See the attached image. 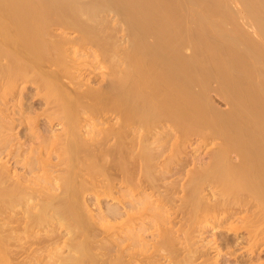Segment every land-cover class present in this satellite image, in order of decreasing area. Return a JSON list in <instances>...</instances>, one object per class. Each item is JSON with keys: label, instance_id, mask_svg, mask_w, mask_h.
I'll use <instances>...</instances> for the list:
<instances>
[{"label": "bare ground", "instance_id": "6f19581e", "mask_svg": "<svg viewBox=\"0 0 264 264\" xmlns=\"http://www.w3.org/2000/svg\"><path fill=\"white\" fill-rule=\"evenodd\" d=\"M113 17L119 24L112 22ZM56 27L62 30L61 38L54 36ZM69 31L76 35L71 37ZM117 31L124 32L126 35L122 36L126 37L117 41ZM69 44L76 46L75 51L86 47L94 50L108 70L105 71L106 88L103 84L104 88L100 87L104 90H97L96 85L93 90L86 87L89 89L86 93L85 88L80 90L82 81L80 84L75 73V68L80 66H75L77 59L70 55ZM48 64L61 69L62 78L51 71ZM58 75L63 83H59ZM29 81L34 84L40 81L37 86L44 91L46 107L54 108L53 112L48 109L51 113L46 110L47 120L54 124L60 117L62 129L59 134L56 132V141L51 142L52 138L48 141L45 134H38L36 118L33 116L34 122L22 110V125L26 124L36 137V141L23 148L24 143L14 142L17 138L11 134L15 110L9 115L10 119L8 112L0 109V264H156L161 260L159 256L166 258L167 264L194 261L220 264L217 257L226 253L235 256L234 264H253L260 251H264V0H0V96L15 97L21 85L26 88L25 83ZM65 81L66 84L70 81L75 88H70ZM212 96H220L226 110V106L220 109L223 105L218 108ZM10 110L13 112L8 107ZM109 112L116 114L120 124L117 133L114 130L117 144L110 143L118 145L119 151L117 156L111 154L114 159L109 175L112 177V173L118 171L122 174L119 178L122 198L116 196L123 208L121 214L111 207L110 215L114 219L120 215L124 218L119 221L121 225L118 221L115 223L116 220L106 223L115 253L101 260L99 253L92 251V240L87 237L90 230L86 236L82 231L85 219L80 213L84 210L78 211L79 197L88 185L80 181L84 180L83 175L94 178L104 170H99L98 158L94 161L90 154L85 155L92 138L98 134L90 135V142H86L80 128L83 123H89L93 133H104L106 139L113 136L112 132L109 135L112 126L107 129L100 126ZM97 119L101 123H96ZM137 131L144 134L139 133L137 137ZM131 133L134 142H130L135 143L137 150L132 146V155L136 153L137 158L128 153L137 161L131 159L130 166L128 147L125 148L123 142ZM210 134L218 137L220 143L208 151L209 162L188 170L190 176L181 178L182 183L176 184L179 187L176 190L172 176H169L170 184L161 185L165 191L171 186L176 193H189L186 197L177 196L185 207L181 211L183 220H178L176 211H179L175 209L181 207V210V203L176 208L172 206L176 203L169 205L171 197L167 200L165 195L168 192L164 191V197L161 195L164 192L160 193L163 187L159 184V190L157 185H152L155 174L152 171L158 169V162L163 163H160L162 168H169L170 157L179 155L187 145H193V135L201 138V142H197L200 144L206 142ZM98 139L105 140L95 137L93 143ZM109 140L106 142H111ZM166 144L171 147L167 149ZM167 150L171 152L170 157L165 153ZM24 152L28 155L20 157ZM232 154L238 162L232 160ZM14 160L19 165L11 162ZM134 174L152 182L143 181L146 184L143 187ZM55 180L62 189L59 195L49 193L48 184ZM177 180L174 179L179 183ZM108 182L113 184L110 178ZM206 183L212 186L210 195L204 198L200 194ZM109 187L108 184V189L112 188ZM114 189L113 185L111 192L114 193ZM188 221L191 224L186 226ZM56 224L68 226L71 232L82 228L84 238L81 235L74 240L75 231L68 239L71 241L64 242L62 247L60 242L59 246L49 244V248L45 245L48 242L42 241L39 247H34L36 238L39 239L35 235L54 231ZM207 224L209 228L222 227L229 231H218L221 241L217 246H212L213 242H210L211 247L209 243L198 244L196 232L204 231ZM170 229L185 233L179 243L175 240L178 245L171 241V235L169 238L168 233L173 231ZM117 234L121 238L117 239ZM115 238L119 241L117 245ZM171 245L179 247L181 252L184 249L185 253L177 258V254H171ZM64 247L68 250L66 256L62 255ZM212 249L216 250L213 256L209 255ZM34 251L39 252L38 255Z\"/></svg>", "mask_w": 264, "mask_h": 264}, {"label": "rangeland", "instance_id": "374dc122", "mask_svg": "<svg viewBox=\"0 0 264 264\" xmlns=\"http://www.w3.org/2000/svg\"><path fill=\"white\" fill-rule=\"evenodd\" d=\"M112 19V18H111ZM114 19V20H113ZM113 19H112V22H114L115 24H119V23H116V20H115V17H113ZM56 29V30H55ZM54 29V36H56L55 38L57 39L58 37H60L61 38V29H58V27H56ZM59 31H58V30ZM61 30V31H60ZM118 32H120V33H118ZM56 33V34H55ZM68 33H70V36L71 37H73V36H75L76 35V33L74 34L73 32H72V34H71V31H69ZM68 33L66 34V33H64L66 36H69L68 35ZM124 32H121V31H117V35H116V37H117V41H121V39H123L124 37H126V36H122V34H123ZM74 34V35H73ZM125 34V33H124ZM123 34V35H124ZM73 35V36H72ZM126 35V34H125ZM62 36H64V35H62ZM69 36V37H70ZM123 37V38H122ZM70 45V44H69ZM73 44H71L70 45V49H69V51H71V49H72V51L70 52V55H73L74 56V58H75V56H76V58H75V60H76V64H75V66L76 67H79V68H75V73H76V75L78 76V78H77V80H79V82H80V80L82 81V85H81V89L80 90H82L83 91V89L82 88H85L84 89V91H85V93L86 92H88L89 91V89L91 88H95L96 86V89L98 88H102L103 86L105 87V85L104 84H106V72L108 71L107 70V68H104L105 66L101 63V61H99L98 59V57L95 55L96 53H94L93 51V49L92 48H90V47H86L87 48V50H86V48H82V49H78V51H75V50H73V49H76V46H74ZM85 49V50H84ZM82 50H84V51H82ZM92 50V51H91ZM74 51V54L72 53ZM84 52V53H83ZM87 52V53H86ZM89 52V53H88ZM72 53V54H71ZM76 53V54H75ZM92 55V56H90V55ZM85 55V56H84ZM93 55H94V57H93ZM82 56V57H81ZM90 56V57H89ZM73 58V59H74ZM91 58H93V59H91ZM96 58H97V60H96ZM71 59V58H70ZM85 61H84V60ZM90 59V60H89ZM68 60H69V58H68ZM87 60V61H86ZM89 60V61H88ZM94 62H93V61ZM97 62H96V61ZM70 62V61H69ZM77 62H79L80 63V65H79V63H77ZM83 62V63H82ZM95 63V64H94ZM99 65V66H98ZM102 65V66H101ZM87 66V67H86ZM48 67H49V69L51 70V71H55V73H56V75L57 74H59L60 75V77H61V74H60V72H61V69H57L55 66H53V65H50V64H48ZM84 67V68H83ZM96 67V68H95ZM101 67H103V68H101ZM53 68V69H52ZM89 69V70H88ZM59 71V73H58V71ZM83 70V71H82ZM84 70H85V72H84ZM88 70V71H87ZM95 70H97V71H95ZM107 70V71H106ZM91 71V72H90ZM106 71V72H105ZM78 72V73H77ZM93 72H95V74L93 73ZM92 76H91V75ZM59 75H58V80H59V83H61L62 82V80L61 79H59L60 77H59ZM82 75V76H81ZM88 75V76H87ZM101 75V76H100ZM94 76V77H93ZM62 78V77H61ZM81 78V79H80ZM84 78V79H83ZM89 78H91V79H89ZM83 79V80H82ZM103 79H104V81H103ZM61 80V81H60ZM94 80V81H93ZM66 81H68V79L66 80ZM66 81H65V84H66ZM84 81V82H83ZM29 82H32V81H29ZM29 82H27V84H29V85H27L26 83H25V87L26 88H24V84L23 85H21V91L22 92H20V89L18 90V92H17V94H16V98L15 97H13L11 94H8L7 96L9 97V99L7 98V96L5 97V96H0V109H2V108H4V112L6 113V111L8 112V113H6L7 114V116H8V118H10L9 117V115H13V113H14V110H15V114H14V118H15V121H14V123L16 124H12V125H14V127H13V133H12V131H11V134H15V136H14V138L16 137L17 138V140L15 141L14 140V142H19L20 140V142H22V143H24V147L23 148H26L27 146H30L31 144H32V142H34V141H36V137L34 136V135H32L31 133H30V129H29V127L26 125V124H23L22 125V121H20V120H22V118L20 117L21 115H23V114H21L23 111H24V115L25 116H29V117H32L33 118V120L35 119L36 121H38V122H36L35 120H34V122H36L35 124H37V123H39V124H37L36 126H37V128H38V134L40 133L41 135H43V136H45L46 138H47V140L49 141V140H51V139H49V138H52V140H51V142H54V141H56L55 139L57 138V136H56V132L59 134L61 131V129H62V126H61V118L60 117H58L59 119H57V120H55L54 121V124L53 123H50V122H48V120H47V115H45L47 112L48 113H51V112H53L54 111V108H52L53 110H50L51 108H47L46 107V105H47V98H44L45 96H43L42 95V93H44V91H40V89H39V87L37 86L39 83H40V81H38L37 83L38 84H34L33 82H32V84L31 83H29ZM100 82V83H99ZM63 83V82H62ZM70 83V81L66 84V85H68ZM89 83V84H88ZM98 83V84H97ZM80 84H81V82H80ZM84 84V85H83ZM86 84V85H85ZM91 84V85H90ZM101 84V85H100ZM102 84H103V86H102ZM61 85V84H60ZM71 87L70 88H72V87H74L75 88V86H72V83L71 84H69ZM74 85V84H73ZM94 85V87H92ZM96 85V86H95ZM99 86V87H98ZM23 87V88H22ZM69 87V86H68ZM86 87H90L89 89L87 88V90H86ZM103 87V88H104ZM100 88V89H101ZM106 88V87H105ZM38 89H39V93L37 92L38 91ZM97 89V90H98ZM37 90V91H36ZM93 90V89H92ZM102 90H104V89H101V91ZM20 92V94H18ZM70 92V91H69ZM72 92V91H71ZM39 94V95H38ZM3 97H5V99H7L6 101H5V99H3ZM12 98V99H11ZM18 98V99H17ZM212 98H213V96H212ZM219 99V101L218 100H216V99ZM4 100V102H1V101H3ZM11 99V100H10ZM45 99H46V101H45ZM221 97L220 96H214V98H213V102H216V106L219 108L220 107V105L222 106V107H220V109L222 108L223 109V107L224 106H226V104H224L223 103V101H221ZM13 100V101H12ZM215 100V101H214ZM223 100V99H222ZM6 102V103H5ZM8 102V103H7ZM15 102V103H14ZM46 102V103H45ZM21 103V104H20ZM4 104V105H3ZM6 104V105H5ZM9 104V109H14L13 110V112L10 110V111H8V107H7V105ZM15 104V105H14ZM20 104V105H19ZM13 105V106H12ZM5 106V107H4ZM15 106H16V108H15ZM12 107V108H11ZM7 108V110H5ZM20 108V109H19ZM225 108V110H226V108H227V106L226 107H224ZM51 111H49V110ZM105 109V108H104ZM20 110V111H19ZM23 110V111H22ZM46 110H47V112H46ZM99 110H101V109H99ZM2 111H3V109H2ZM2 111H0V112H2ZM30 111H31V113H30ZM39 111V112H38ZM42 111L44 112L43 114L44 115H41L42 114ZM11 112V113H10ZM17 112V113H16ZM40 113L41 112V114H38V113ZM37 113V114H36ZM2 114V113H1ZM1 114H0V116H1ZM108 115V117H105V119L107 118V120H102L101 122H100V120L98 121V119H97V121H96V123L98 122H100L101 124H100V126L103 128V127H105L106 129L107 128H112L113 127V129L111 130V131H109V135L111 134L110 132H112L113 133V136L112 135H110V137L109 138H107L106 139V136L104 135V133H103V135L101 134V135H99V132H96V131H94V133H93V131H90L91 130V128H90V126H89V123H83V125H82V128L84 127V129H82V128H80V130L82 131V133H83V135L85 136V137H83L82 139L84 140V141H86V142H90V140H91V138H92V136H91V138H90V135H93V137L96 135V133L98 134V135H96L95 137H97V138H101V140H102V138H104L105 140H103V141H105V144L103 143V141H99L100 139H98V142L96 141L95 143H93L95 140H94V138H92V140H91V146L87 149L88 151H85V152H83L82 154H84L85 153V155L86 156H89L88 154H90L92 157H93V159H94V161H95V159H97L98 160V162H97V160H96V162L100 165V167H99V170H104V172L103 171H100V175L98 174V175H96L94 178H92L91 176H89V177H87L88 175H83V176H85L83 179L84 180H80V181H84V183H85V181H86V183L88 184L86 187L84 186V190H82V194L83 195H81L80 197L81 198H83V201H82V199L79 197V200H80V202H79V213L82 211V210H84V211H82L81 213H80V215L82 216V214H84L83 215V219H85L86 220V222H85V220H84V222L86 223H84L83 222V227L82 228H84L83 230H82V228L80 229L79 228V230H75L74 232L75 233H77V234H75L74 232H71L70 230V228L68 227V226H65V225H62L61 224V226L59 225V226H57L58 224H56L55 225V229H54V231H43L42 233H44L43 235H45V233L46 234H48V235H45V236H43L42 235V233L38 236V234H34L35 235V237H38L39 239H37L36 238V242L37 243H35V245L33 244V246L34 247H39V242L40 241H42V242H48V243H45V245H48L49 246V248L51 247V246H59V243H60V245H61V247H62V245L64 246V242H65V244H67V241H71V240H68V239H70L72 236H74V234H75V237H72V238H74V240H75V238H76V240H78L77 238L78 237H81V235L83 236L82 237V239L84 238V235L88 232V230H90V233L88 232V234H90V235H88L87 234V237H88V239L89 240H92V241H90V243L92 244V251L94 250V253H95V251H96V255H97V253H99L98 254V256L101 258V260H106L108 257H109V254L111 253L112 255H114V253H115V251H113V248H112V245H111V241L113 240L112 239V237H110V235H109V231H108V225L109 224H106V223H110V220H113V221H111V222H114V220H116L115 221V223L117 222V223H119V221L120 220H122V218H124V216L123 215H120L119 217H121V218H119L118 217V219L116 218V219H114V218H112L111 217V215H110V211H111V209L113 208V209H115V210H117L119 213H121L122 214V212H123V208H122V202L121 201H119V199L120 198H122V196H121V185H120V179L119 178H121V173L120 174H118V172L116 173V174H113L112 173V177L109 175V171H110V165H111V162H112V160L114 159V155H116L117 156V153H118V151L119 150H117V149H119V147H118V145H116L117 143V141H118V139L116 138L115 139V134L117 133V129H118V126L120 125L119 124V121L116 119V114H113V113H107ZM32 115V116H31ZM37 115V116H36ZM35 118H34V117ZM85 116V115H84ZM106 116V115H105ZM11 117H13V116H11ZM38 117V118H37ZM113 117V118H112ZM84 118V117H83ZM0 119H1V117H0ZM11 119V118H10ZM38 119V120H37ZM32 120V119H31ZM32 120V121H33ZM94 121V122H95ZM111 123H110V122ZM19 122V123H18ZM116 122V123H115ZM109 123V124H108ZM10 124V123H9ZM18 124V125H17ZM50 124V125H49ZM85 124V125H84ZM26 125V126H25ZM117 125V126H116ZM24 126V127H23ZM85 126L87 127V128H85ZM112 126V127H111ZM97 127H99V126H97ZM14 128H15V133H14ZM105 128H103V129H105ZM90 129V130H89ZM116 129V130H115ZM43 130V131H42ZM46 130V131H45ZM49 130V131H48ZM116 131V133H115V131ZM28 131V132H27ZM53 131V132H52ZM81 131H79L80 132V134H81V136H83L82 135V133H81ZM86 133H85V132ZM142 131H137L136 133H135V136H137V135H139L140 136V134H141V136H142V134H144L143 132L141 133ZM25 133V134H24ZM28 133H30V134H28ZM88 133V134H87ZM91 133V134H90ZM115 133V134H114ZM140 133V134H139ZM16 134H17V136H16ZM34 134V133H33ZM45 134V135H44ZM51 134V135H50ZM55 134V135H54ZM57 134V135H58ZM95 134V135H94ZM29 135H31L30 137H29ZM49 135V136H48ZM115 135V136H114ZM132 135H133V137H134V134L133 133H131L130 135H128L129 137H127V138H125L124 137V139H127V140H129V141H127V140H124V144H126V145H124L125 146V148H126V146L128 147L126 150H127V153L129 152V153H131L130 155H132V151L134 150L133 148H135V150H136V147L134 146V144L135 143H132L131 144V142H134L133 141V137H132ZM210 135H212V134H210ZM33 136V137H32ZM88 136H89V140L87 139L88 138ZM112 136V137H111ZM176 136H178V135H176ZM175 136V137H176ZM212 136H215V135H212ZM209 137V139H212V141L215 139V137ZM21 137V138H20ZM87 137V138H86ZM138 137V136H137ZM193 137V140H191V142L193 143H197V142H201L200 141V137H196V135H193L192 136ZM87 139V140H85V139ZM111 138H112V140H111ZM217 139H215L216 140V142L215 141H213V143H212V141L210 140V141H206V142H203V143H200V144H194L193 143V145L192 144H190L189 146H188V149H187V146H186V148H184L183 149V151L185 150V152H181L179 155H178V153H176L177 155H175L174 154V156H172V157H170L169 155H170V153L171 152H169V150H167L165 153L168 155V157H170V159L169 160H171L170 161V165H167V166H169V168H167V170H166V168L163 166V168H162V165L161 164H163V163H161V162H158V163H156V164H158L157 165V167H158V169L155 171V169L152 171V173L154 174V172H155V174L153 175L152 173V175H153V177L154 178H152L151 180H153L154 179V181L152 182L151 180H146L145 178V176H144V173H143V176L145 177H141V178H139L138 176V174H134L133 176H137L135 179H137L138 181L139 180H141L142 181V183L141 184H143V181L146 183V182H152V185H159L160 184V186L161 185H163L164 186V184H170V182H171V180L170 179H172L173 180V182L175 183V184H172V186L174 187V190H176V188H179L178 186L176 187V184H180V183H182L181 182V178H185V175H187L188 173V170H190L191 168H194V169H197L198 167H196V166H201V165H203V164H206V162H209V157H210V153L208 152V151H211V148L213 147V146H215V145H219V143L220 142H217L218 141V137H216ZM34 139V140H33ZM110 139V140H109ZM27 140V141H26ZM31 140V141H30ZM33 140V141H32ZM54 140V141H53ZM111 141V142H106V141ZM131 141V142H130ZM29 142H31V144L29 143ZM51 142H48V143H51ZM102 142V143H101ZM130 142V143H129ZM113 144V143H116L115 145H111V144ZM207 143H209V144H207ZM212 143V144H211ZM26 144V145H25ZM88 144V143H87ZM92 144H94V145H92ZM98 146H97V145ZM102 144H104V145H102ZM109 144V145H108ZM128 144H129V146H128ZM168 144H171V141L170 142H168ZM90 144H88V146H89ZM99 145H100V147H99ZM154 145H158V144H154ZM153 144H152V147L154 146ZM94 147L93 148V150H94V155H92V151L90 150L91 149V147ZM96 146V147H95ZM104 146V148H102ZM132 146H134L133 148H132ZM166 146H167V149H169L168 148V145L166 144ZM197 146V147H196ZM200 146V147H199ZM98 147V148H97ZM110 147H112V148H110ZM129 147H131V148H129ZM155 147V146H154ZM216 147V146H215ZM215 147H213L214 149H215ZM156 149H161V147H158V146H156L155 147ZM154 148V149H155ZM209 148V149H208ZM212 148V149H213ZM98 149H100L99 151H98ZM115 149H116V151H115ZM132 149V150H131ZM153 149V148H152ZM131 150V151H130ZM116 152V153H115ZM136 152H137V150H136ZM169 152V153H168ZM25 153V152H24ZM27 153V152H26ZM21 154V156L20 157H25V156H27L28 154ZM129 153L127 154V156H129ZM134 153H135V151H134ZM133 153V154H134ZM164 153V154H165ZM182 153H185V154H182ZM81 154V156L83 157V156H85V155H82ZM96 154H97V157H96ZM111 154H114V155H112L111 156ZM136 154V153H135ZM135 154H134V156L133 157H135ZM167 155H166V157H167ZM171 155H173V154H171ZM233 156H232V160L234 161L235 160V162L237 161L238 162V160L236 159L237 157H236V155L235 154H232ZM107 156H108V158H107ZM111 156V157H110ZM115 156V157H116ZM136 156H137V154H136ZM165 156V155H164ZM199 156V157H198ZM2 157V156H1ZM99 157H100V159H99ZM133 157H128L129 158V160H130V163H129V160H128V163L130 164V166H131V161L134 159ZM165 157V158H166ZM189 157H190V159H189ZM192 157V158H191ZM196 157H198V158H196ZM135 158H137V157H135ZM164 157H162L161 159H163ZM164 158V159H165ZM172 158H173V160H172ZM188 158V159H187ZM234 158V159H233ZM132 159V160H131ZM163 159V160H164ZM187 159V160H186ZM192 159V160H191ZM99 160H101V161H99ZM199 160H200V162H199ZM55 161H57V160H55ZM54 161V162H55ZM109 161V162H108ZM133 161H137L136 159H134ZM174 161V162H173ZM186 161V162H185ZM202 161V162H201ZM11 162H13V164L14 163H16V160H14V161H11ZM101 164H100V163ZM156 162V161H155ZM171 162H172V164L173 165H171ZM18 163V162H17ZM16 163V164H17ZM133 164L135 163V162H132ZM161 163V164H160ZM179 163V164H178ZM182 163V164H181ZM107 164V165H106ZM15 165V164H14ZM18 165H19V163H18ZM135 165L137 166V162L135 163ZM159 165H161V166H159ZM194 165V166H193ZM196 165V166H195ZM106 166H108V167H106ZM138 166H139V164H138ZM137 166V167H138ZM178 166V167H177ZM184 166V167H183ZM132 167H135V166H133L132 165ZM183 167V168H182ZM64 168V167H63ZM108 168V169H107ZM172 168V169H171ZM179 168V169H178ZM181 168H182V172L180 171L181 170ZM57 170H59V169H57ZM106 170H108L107 171V173L108 174H106ZM178 170V171H177ZM191 170H193V169H191ZM190 170V171H191ZM160 171V172H159ZM163 171V172H162ZM168 171V172H167ZM190 171H189V173H190ZM60 172V171H59ZM58 172V173H59ZM64 172V170L63 169H61V173H63ZM101 172L102 173H104V175L102 174L101 175ZM162 172V173H161ZM181 172V173H180ZM98 173V172H97ZM160 173H161V175H160ZM174 173V174H173ZM84 174V173H83ZM172 174V175H171ZM181 174V175H180ZM56 175H57V173H56ZM117 175V176H116ZM158 175V176H157ZM166 176V178H164L163 176ZM179 175V176H178ZM109 177L110 178V181H111V183H113V184H110L109 182H108V179H107V177ZM119 176V177H118ZM171 178H170V177ZM175 176H177V177H175ZM188 176V175H187ZM190 176V175H189ZM188 176V177H189ZM152 177V176H151ZM156 177V178H155ZM161 177H163V178H161ZM168 177V178H167ZM180 177V178H179ZM188 177H186V178H188ZM79 178H81V177H78V179ZM81 178V179H82ZM85 178H86V180H85ZM97 178V179H96ZM158 178V179H157ZM170 178V179H169ZM183 178V179H184ZM89 181H88V180ZM102 179V180H101ZM145 179V180H144ZM150 179V178H149ZM157 179V180H156ZM160 179V180H159ZM167 179V180H166ZM169 179V180H168ZM174 179L175 180H177L178 182H179V180H180V182L179 183H176V181H174ZM182 179V180H183ZM91 180V181H90ZM186 180V179H185ZM189 180V179H188ZM107 181V182H106ZM140 181V182H141ZM169 183H168V182ZM184 181V180H183ZM55 182V183H54ZM92 182V183H91ZM94 182V183H93ZM157 182V183H156ZM163 182V183H162ZM167 182V183H166ZM60 182L58 181V180H55V181H53V182H51V184H48L49 186H50V191H49V193H55V195H59V194H61L62 193V189L60 188V184H59ZM85 183V184H86ZM98 183V184H97ZM154 183V184H153ZM185 183V182H184ZM108 184L110 185V187H112L113 188V185L115 186V192L113 193V192H111L112 191V188H110V189H108ZM147 184V183H146ZM146 184H143V187H144V185H146ZM150 184V183H149ZM51 185H53V186H51ZM91 185V186H90ZM94 185V186H93ZM98 185V186H97ZM182 185V184H181ZM160 186H158L159 187V190H161V188L163 187V186H161V188H160ZM180 186V185H179ZM212 185L210 184V183H206L205 184V190L200 194V196H204V198L205 197H208L209 195H210V187H211ZM52 187V188H51ZM90 187H92V188H90ZM120 189H119V188ZM173 187H171L170 186V190L168 191H165L164 189V187H163V189L160 191V193L161 192H168L167 194H165V192L162 194L161 193V195H163L164 196V194L165 195H167V197L166 196H164V197H166V199L167 198H169L170 199V197H171V202H169L168 201V203H171V204H169V205H172V203H176V204H173L172 206L174 207V208H176V207H179L180 205L178 204V203H183V200L181 201L180 199H179V197H177V196H180V195H183L184 197H186L188 194L186 193V195H184V193L182 192L181 194H180V192L178 193H176L175 191H173ZM88 188V189H87ZM107 188V189H106ZM87 189V190H86ZM92 189H94V191L92 190ZM96 189H97V191H96ZM100 189V190H99ZM101 191V192H99V191ZM58 191V192H57ZM170 191H173V192H170ZM57 192V193H56ZM104 194H103V193ZM108 192V193H107ZM114 194V196H113V194ZM176 194V195H174V196H176L175 198H174V196H171V195H169L168 196V194ZM110 196H109V195ZM116 195H118V196H116ZM85 196V197H84ZM116 196V197H115ZM116 198V199H115ZM181 198V197H180ZM177 199H178V201H177ZM122 200V199H121ZM168 200V199H167ZM174 202H173V201ZM176 200V201H175ZM82 201V202H81ZM185 201V200H184ZM83 205V207H82V205ZM84 203V204H83ZM182 203H181V206H182V209L180 210V208H176L175 209V211L178 209V211L179 212H177L176 211V214H177V219L179 218V219H181L184 215H182V214H184L183 212H181V211H184L185 210V207L183 208V205H182ZM178 204V205H177ZM119 205V206H118ZM86 206V207H85ZM88 206V207H87ZM117 208H116V207ZM185 206V205H184ZM112 207V208H111ZM81 208H83V209H81ZM85 208H86V210H85ZM89 208V209H88ZM111 208V209H110ZM81 209V210H80ZM109 209V210H108ZM91 210V211H90ZM109 211V212H108ZM91 213V214H90ZM85 214H88V216H89V214H90V216L89 217H87V215H85ZM99 214V215H98ZM110 215V216H109ZM181 215V216H180ZM98 216V217H97ZM179 216V217H178ZM92 217H94V218H92ZM103 217V218H102ZM105 217V218H104ZM89 218V219H88ZM90 221V222H88V220ZM92 219V220H91ZM95 219H96V221H95ZM109 220V221H107V220ZM178 219V220H179ZM100 220V221H99ZM181 220H183V218L181 219ZM95 222V223H93V222ZM100 222V223H99ZM105 222V223H104ZM191 221H188L185 225L187 226V224L189 223V224H191L190 223ZM90 225H89V224ZM92 223V224H91ZM103 223H104V225H103ZM85 224V225H84ZM120 224V223H119ZM188 224V225H189ZM90 227V229L88 228L87 230L85 229V228H87L88 226ZM121 225V224H120ZM119 225V226H120ZM208 225V224H207ZM105 226V227H104ZM57 227L59 228V229H57ZM104 227V228H103ZM207 227H208V231H207ZM206 227V229L204 230V231H207V232H204V231H201L200 233L199 232H196L199 236H197L198 237V244H208V247H211V243L213 244L212 246H217V244L221 241V237H220V235H219V233L220 232H218V231H222V232H224V233H229V231H227V230H224L222 227V229L221 228H217V227H211V228H209V225ZM215 228V229H214ZM218 230H217V229ZM78 229V228H77ZM104 231H103V230ZM177 229V226L175 227V230ZM80 230H82L83 231V233H84V235L82 234V231H80ZM93 230V231H92ZM172 232H171V234L170 233H168V236H169V238H170V235L172 236V239H171V241L172 242H174L175 244H177L178 245V243H179V239H180V237L184 234L185 235V233H182V231H175L174 229H170ZM169 230V231H170ZM244 230V229H243ZM58 231V232H57ZM80 231V232H79ZM218 232V234H217V232ZM54 232H56V233H54ZM60 232V233H59ZM69 232V233H68ZM106 232V233H105ZM120 232H122V230H120V231H118V233L120 234ZM202 232H204V233H202ZM221 232V233H222ZM242 232V231H241ZM50 233H51V235H50ZM107 233H108V235H107ZM52 234H54V235H52ZM119 234H117L118 235V237H117V235H116V237H117V239L118 238H121L122 237V235H123V233L121 234V237H120V235ZM50 235V236H49ZM80 235V236H79ZM201 235V236H200ZM222 235H223V233H222ZM47 236V237H46ZM69 236V238H66V237H68ZM86 236V235H85ZM98 238H96V237ZM43 237H45V238H43ZM50 237V238H49ZM53 237V238H52ZM94 237V238H93ZM174 237L176 238V239H174ZM183 237V236H182ZM181 237V238H182ZM216 237V238H215ZM43 238L44 240H41V239ZM48 238V239H47ZM91 238V239H90ZM112 240H111V239ZM214 238V239H213ZM50 239V240H49ZM53 239V240H52ZM61 239V240H60ZM81 239V238H80ZM79 239V240H80ZM116 239V238H115ZM114 239V240H115ZM115 240L116 241V244L115 245H117V241L118 240ZM38 240V241H37ZM57 240V241H56ZM59 240V241H58ZM66 240V241H65ZM120 240V239H119ZM175 240H177V242L175 241ZM217 240V241H216ZM209 241V242H208ZM216 242V244H215V242ZM41 242V243H42ZM50 242V243H49ZM119 242V241H118ZM211 242V243H210ZM174 243H172V244H174ZM43 244V243H42ZM51 246H50V245ZM109 244V245H108ZM44 245V244H43ZM66 246V245H65ZM172 246V248L171 249H173V251H171V249H170V251L172 252L171 254L172 255H174V254H177V255H175V256H177V258H180V254H182V253H185L184 252V249H183V251L181 252L180 251V249H179V247H177V248H175L176 246H174V245H171ZM174 246V247H173ZM179 246H181L182 247V245L181 244H179ZM180 247V248H181ZM48 248V247H47ZM67 247H64L63 248V251H62V255L64 256H66L67 254H68V250L66 249ZM112 248V249H111ZM174 248H175V250L176 251H174ZM36 250V249H35ZM109 250H111V251H109ZM182 250V249H181ZM167 251V250H166ZM165 251V252H166ZM169 251V250H168ZM170 251H169V253H170ZM215 251L216 250H214V249H212V250H210V252H209V255H211V256H213L214 255V253H215ZM35 252V251H34ZM174 252H176V253H174ZM179 254H178V253ZM261 253H259V257L257 256V261L255 260V261H253L254 263L253 264H264V251H260ZM36 253V252H35ZM39 253V252H38ZM38 253H36L37 255H38ZM67 253V254H66ZM103 253V254H102ZM166 253H168V252H166ZM107 254V255H106ZM40 255V254H39ZM103 255V256H102ZM180 255V256H179ZM183 255V254H182ZM185 255V254H184ZM232 255H230L229 253H226V254H221L219 257H217L218 258V261L219 262H221L220 264H234V261L236 260V258H235V256L233 255L232 256V258H230ZM114 258V257H113ZM159 258H161V260H159V259H157V260H159V261H157L156 262V264H164L165 263V261H166V263L165 264H167V262H168V260H166V258H163V257H160L159 256ZM230 258V259H229ZM163 260V261H162ZM227 260V261H226ZM229 260V261H228ZM231 260V261H230ZM137 262H139L140 263V261H137ZM162 262V263H161ZM197 264L198 263V261H194V262H192L191 264ZM236 264V263H235Z\"/></svg>", "mask_w": 264, "mask_h": 264}]
</instances>
